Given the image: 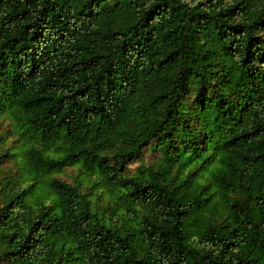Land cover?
Here are the masks:
<instances>
[{"label":"trees","instance_id":"16d2710c","mask_svg":"<svg viewBox=\"0 0 264 264\" xmlns=\"http://www.w3.org/2000/svg\"><path fill=\"white\" fill-rule=\"evenodd\" d=\"M6 110L33 143L0 264H264V0H0ZM71 165L129 202L122 225Z\"/></svg>","mask_w":264,"mask_h":264},{"label":"rangeland","instance_id":"374dc122","mask_svg":"<svg viewBox=\"0 0 264 264\" xmlns=\"http://www.w3.org/2000/svg\"><path fill=\"white\" fill-rule=\"evenodd\" d=\"M29 139V135L24 134L22 122L15 114L8 110L0 113V191L2 184L9 185L7 184L9 181L10 183L17 182L20 171H24L25 149L33 143ZM158 155V152L147 147L139 158L128 163L126 172L136 173L141 165L149 166L156 163ZM56 175L62 180L78 186L86 198L91 200L93 207L109 223L123 224L125 218L123 214L129 206V202L121 198L120 192L116 188L109 187L80 165L67 166ZM26 184L27 182L22 183V185Z\"/></svg>","mask_w":264,"mask_h":264}]
</instances>
